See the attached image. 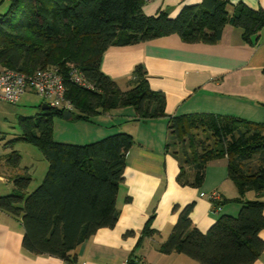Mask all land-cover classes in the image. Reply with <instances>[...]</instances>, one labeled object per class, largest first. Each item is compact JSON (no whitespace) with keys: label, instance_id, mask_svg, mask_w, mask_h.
Segmentation results:
<instances>
[{"label":"trees","instance_id":"obj_1","mask_svg":"<svg viewBox=\"0 0 264 264\" xmlns=\"http://www.w3.org/2000/svg\"><path fill=\"white\" fill-rule=\"evenodd\" d=\"M146 0H11L0 15V66L31 74L56 67L63 76L65 98L73 105L71 118H91L113 108L132 106L142 118L165 115L162 93L149 88L142 66H136L130 87L121 90L100 70L104 51L176 33L184 42L212 43L229 23L241 29L251 43L264 27V10H251L243 3L226 10L224 0H202L182 7L169 18L160 12L145 15ZM71 67L93 86L81 87L69 80ZM64 110L49 108L34 117L19 116L17 139L36 146L48 163L47 171L31 192L29 174H15L10 193L0 196V210L21 218L22 247L33 254H48L77 264L71 251L101 227H112L118 216L116 196L123 179L126 154L133 144L128 133H116L98 141L73 145L53 139V118ZM166 148L180 145L177 182L200 187L211 160L226 157L227 175L238 197L212 201L220 205L236 201L235 216L221 215L202 232L189 217L193 203L179 211L177 221L160 245L163 253L177 252L199 264H249L262 249L259 232L264 229V123L209 113L168 118ZM187 142L188 148L185 143ZM15 168L19 154H8ZM189 171L192 172L189 174ZM247 191L257 199L243 200ZM178 205L172 207L177 211ZM152 213L142 235L154 234ZM129 261L134 259L129 258Z\"/></svg>","mask_w":264,"mask_h":264},{"label":"crops","instance_id":"obj_2","mask_svg":"<svg viewBox=\"0 0 264 264\" xmlns=\"http://www.w3.org/2000/svg\"><path fill=\"white\" fill-rule=\"evenodd\" d=\"M201 1L146 0L142 10L148 16L163 12L174 18L182 7ZM224 1L228 14L238 3L251 10H264V0ZM241 33L240 28L227 23L212 43L184 42L172 33L132 45L110 46L104 51L100 70L121 90L129 89L134 68L142 66L149 88L164 96L165 115L142 119L132 106L117 107L89 122L77 120L78 132L68 138L57 141L53 135L56 142L73 145L123 132L133 138L117 190V220L112 227L99 228L71 251L77 264H120L129 258L144 264H179L178 257L183 254H166L159 248L181 208L193 203L189 217L202 232L221 215L237 214L238 202L218 206L208 199L212 192L217 193L216 201L239 195L227 175L226 157L207 163L200 187L182 186L176 179L179 159L166 144L168 118L173 116L209 113L264 123V27L251 43L244 41ZM56 118L60 117H54L53 122ZM15 174H7L8 182L12 183ZM0 179H4L1 174ZM254 199L257 196L253 191L243 195V200ZM260 200L264 202V195ZM174 205H178L177 211H172ZM152 213L155 233L143 236V226ZM258 235L264 241V229ZM22 238L21 218L0 210V264H71L53 255L26 251ZM249 264H264V249Z\"/></svg>","mask_w":264,"mask_h":264},{"label":"rangeland","instance_id":"obj_3","mask_svg":"<svg viewBox=\"0 0 264 264\" xmlns=\"http://www.w3.org/2000/svg\"><path fill=\"white\" fill-rule=\"evenodd\" d=\"M11 0H0V15L5 13ZM51 67V66H50ZM1 68V66H0ZM42 99L34 93H26L21 96L17 103H9L0 100V196L11 192L13 185L8 182L7 174L14 172L19 174H29L31 177L27 191L31 192L42 181L48 163L42 156L40 150L29 142L17 139L21 135V128L18 123L19 116L34 117L41 111ZM77 120L74 118L64 119L63 117L54 119L53 135L55 140H62L75 134L77 130ZM80 124V123H79ZM188 146L187 142L185 143ZM180 145L169 147V150H176L181 155ZM187 149H189L187 147ZM15 150L19 154V163L13 170L7 161L8 154ZM179 264H199L197 261L185 256L179 255ZM184 260V261H181Z\"/></svg>","mask_w":264,"mask_h":264},{"label":"built area","instance_id":"obj_4","mask_svg":"<svg viewBox=\"0 0 264 264\" xmlns=\"http://www.w3.org/2000/svg\"><path fill=\"white\" fill-rule=\"evenodd\" d=\"M69 80L81 87L91 89L92 84L88 82L83 74L71 67L69 70ZM65 83L62 74L56 67L37 69L31 74L20 72L16 69H0V100L17 103L20 97L26 92L38 95L43 103L49 108L72 111L73 105L65 98ZM217 193L212 192L208 199L212 202L217 199ZM120 264H144L142 261L124 260Z\"/></svg>","mask_w":264,"mask_h":264},{"label":"water","instance_id":"obj_5","mask_svg":"<svg viewBox=\"0 0 264 264\" xmlns=\"http://www.w3.org/2000/svg\"><path fill=\"white\" fill-rule=\"evenodd\" d=\"M41 109L42 110H48L49 109V106L46 103H42L41 104ZM62 117L64 119H69V118H71V113L68 112V111H64Z\"/></svg>","mask_w":264,"mask_h":264}]
</instances>
